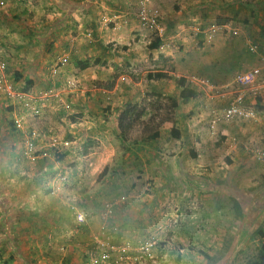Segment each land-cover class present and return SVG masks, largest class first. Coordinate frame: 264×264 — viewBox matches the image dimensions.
Masks as SVG:
<instances>
[{"label": "crops", "instance_id": "0c3cea01", "mask_svg": "<svg viewBox=\"0 0 264 264\" xmlns=\"http://www.w3.org/2000/svg\"><path fill=\"white\" fill-rule=\"evenodd\" d=\"M47 1L49 9L36 11L33 18L17 19L18 13L9 11L8 3L5 6L8 0H0L5 6L0 5V58L6 61L12 81L37 95L78 84L62 97L70 110L54 104L33 121L42 134L41 154L48 152L50 157H24L28 131L14 128L12 103L0 105V264H92L90 252L102 236V208L93 204L97 198L87 199L93 203L79 208L72 190L64 186L71 170L80 173L78 167H83L80 180L107 169L104 177L109 184L102 193L115 194L125 179L126 165L140 164L130 155L117 157L116 144L106 140L119 136L117 120L126 106L161 96L179 98L174 80L147 78L158 72L185 78L197 97L174 112L181 122L175 129L179 139L171 134L166 143L160 132L141 139L156 151L168 148L176 154L166 169L158 166L161 160L156 153L152 157L145 152L149 163L141 158L143 177L156 176L160 182L164 178V184L135 193L142 192L146 204L130 200V205L113 206L112 244L133 245V260L143 258L144 246L154 248L157 257L171 258L169 241L155 247L174 227L165 219L170 206L164 201L177 194L171 185L176 177L195 174L202 181L203 195L222 193L228 185L234 211L218 252L209 255L211 264H239L240 260L246 264L255 259L264 242V128L241 120L214 125L213 120L235 97V75L256 66L259 55H264V0H155L166 29L161 38L139 24L137 0ZM212 24L228 29L212 42L195 32ZM156 38L159 47L151 49ZM251 46H257L258 53L251 52ZM127 68L137 72L135 80L131 72H124ZM0 97L4 104L6 99ZM247 101L264 112V91ZM53 138L61 142L58 148L50 147ZM85 142L100 149L93 153L86 147L79 152ZM219 163L225 167L217 169ZM77 211L87 215L85 225L75 221Z\"/></svg>", "mask_w": 264, "mask_h": 264}, {"label": "rangeland", "instance_id": "374dc122", "mask_svg": "<svg viewBox=\"0 0 264 264\" xmlns=\"http://www.w3.org/2000/svg\"><path fill=\"white\" fill-rule=\"evenodd\" d=\"M138 1L139 0H137V2ZM154 1L155 0L150 1L152 5H154ZM7 3L8 5L6 6ZM47 3V0H8V2H5V6L7 9H9V11L18 13L15 17H17V19H21V15L24 17L33 18L36 11L42 12L43 10L49 9V6L46 5ZM131 71L132 70L129 71V68H127L124 72L129 75ZM136 75L137 72L135 74L131 72L129 76H132L135 80ZM75 84L77 88L78 84ZM15 86L20 91H23L24 89L21 86ZM1 100L3 99L0 97V105H2V107H5V105H10V102L7 99L3 102L4 104H2ZM55 106L56 105L54 104L51 105L52 108H55ZM140 106L147 108V115H145L142 121L139 122L136 127L128 133L127 137L125 139H122L120 138V136H116V134H114L113 140H106L108 144L114 146L116 144L117 147L115 146V154L117 157L120 156L121 158H124L130 155L131 161L133 158H137V160L140 159V164L137 163L133 165V162L131 163L130 160L128 161L131 164L126 165L127 171L124 173L125 179L123 178L124 180H121L119 189L115 191L116 193H111V195L106 194L105 192L102 193L104 189H107V185L109 184L106 182L107 178L104 177L105 169L98 176H93L92 179L85 178L80 180L79 175L81 171L83 172V167H78V171L80 173L77 174L75 171L71 170L70 180L68 181L67 185L64 186V189L70 188L72 190V193H74L75 197L73 198L75 199L73 201L79 208H84L86 204L91 205L93 203L91 201H87V199H92L95 201V199L97 198L96 202L98 203L93 204H99L98 207L100 209L102 208L101 212L99 213L102 226L104 224L102 216L107 205H111L112 207L116 205H130L128 204L130 200H138L139 203L146 204L148 202V199L144 196H141L142 192L138 195H136L135 193L141 188L154 189L161 187L164 184V178L160 182L156 180V176H147L146 174V176L143 177L144 172L141 168L145 167L144 162H142L141 158L146 159L145 152L148 154V156H152L156 153L159 157V160H161L160 163H157L158 166L162 168H164V166H167L166 169H168V167H171V165H169V162L173 160V155L176 154V152L174 153L172 152V150L169 151L168 148H165V151H163L162 149H158L159 151H156L151 145H149V143L141 142L142 138H150L151 135L155 134L156 132H160L163 135V140L167 143L169 138L171 137V130L179 128V124L181 123L180 117H176V115L174 114L170 106L169 98L161 96L155 100H144ZM127 107L128 106H126V108ZM49 108H46L45 111ZM44 115L45 114H43V116ZM42 117H39L37 119H41ZM70 118L71 117H69V119ZM176 118L179 120H177ZM209 118L211 119V117ZM176 120L178 122H176ZM33 121L30 122V125L27 126L24 132H27V130L31 128L39 131L37 128L33 127ZM41 141L42 140L38 141L40 151L41 148L39 143ZM88 143L89 142H85L84 144H81V148L78 149L79 152L84 151L86 147L89 149L92 148L93 153H96L100 149V145L96 144L95 147H93L90 144L89 146H87ZM139 145H145L143 146L145 149H139ZM175 147L178 148L177 144H175ZM76 153L78 154V152ZM146 162L149 163V160L146 159ZM224 163L226 164V162ZM225 164L219 163L216 164L215 167L219 169L221 167H225ZM65 165L71 167L73 163L66 162ZM115 167V164H113L112 168ZM154 171L157 172L158 169ZM72 173L77 176H73ZM160 174L162 175V177H164L165 175V173L163 172H160ZM198 176L199 175L195 176V174H189L182 179H178L176 177V181L171 185L172 187H175L174 190H177L176 193L178 195L175 194V196L171 197V199H165L164 201L167 206H170L169 210L167 211L168 216L165 219H168L169 223H171V225H173L174 227L168 229V231H172L166 232L162 237H160V239H162L160 240V242H157V240L155 241L157 242V245H155V247L159 249L160 243H164V240L169 241V244L167 246L168 251L172 252V257L168 259H164L163 256L157 257V252L152 254L154 248H151L150 246H144L143 252L145 254L143 255V258L139 257L135 261L131 257L133 256L131 255V253H133L135 250L133 245L130 244L131 250L129 252L121 253V255H119L118 253H113L110 264H201L203 262H205L206 264H211V262L203 255H201L200 252L203 251L208 255H213L215 251L218 252L225 231L230 230V221L234 215V211L229 196L226 193L222 192L216 195H203L202 189H204V187L201 186L202 181H200L201 179L199 180ZM109 190H111L110 186ZM85 191L88 193H85ZM92 195H94V197L90 198V196ZM201 234L204 235L203 238H199V235ZM165 248L166 247H162L161 249L165 250ZM227 252L228 250L223 253ZM182 253H187V255L182 256ZM120 257H122V260L120 259ZM127 257H131V259H127ZM244 262V260H240L239 264H244Z\"/></svg>", "mask_w": 264, "mask_h": 264}, {"label": "built area", "instance_id": "2783aa9c", "mask_svg": "<svg viewBox=\"0 0 264 264\" xmlns=\"http://www.w3.org/2000/svg\"><path fill=\"white\" fill-rule=\"evenodd\" d=\"M151 0H139L136 4V16L140 25L148 32L156 35V37H164L166 29L161 24L162 10L156 5H152ZM4 5L3 2L0 3ZM225 26L212 24L207 28H197L196 33L203 34L206 41L212 42L220 33L227 30ZM251 52L258 53L257 46H251ZM66 62V60L64 61ZM57 73V69L54 70ZM16 84L12 81L8 73V65L5 60L0 58V96L12 103L11 119L18 131L24 132L30 122L34 119L42 117L45 109L52 104H60L65 110H69L71 105L62 101V97L67 93L68 89L76 88L75 83L68 86L55 89L52 88L43 94H33L30 92L20 91L16 88ZM235 97L228 107L224 108L220 115H215L214 125L217 122H234L245 121L260 123L264 128V112L248 105L250 97L256 98L264 91V55H259L257 65L250 70L237 73L234 77L233 84ZM27 139L23 145L24 156L30 160L35 159L38 155L50 157L52 154L44 152L41 154L38 141L42 139V134L33 128L27 130ZM61 142L57 138L51 139L50 147L58 148ZM63 146H68L64 143ZM40 153V154H39ZM38 154V155H37ZM58 189V188H57ZM74 210V209H73ZM75 221L79 225L86 224V215L77 211ZM113 215V207L107 205L102 216L104 221L102 227V236L96 237L95 245L90 252V260L92 264H110L113 253H126L131 250L130 244L122 243L115 245L113 243V233L116 229H109V220ZM122 260V257H120ZM137 260V259H136ZM135 260V261H136Z\"/></svg>", "mask_w": 264, "mask_h": 264}, {"label": "trees", "instance_id": "16d2710c", "mask_svg": "<svg viewBox=\"0 0 264 264\" xmlns=\"http://www.w3.org/2000/svg\"><path fill=\"white\" fill-rule=\"evenodd\" d=\"M160 44V39L156 38L154 44H151L150 48L155 49L158 48ZM147 78L150 80H174L176 82L177 87L180 90L179 98H169L170 106L173 110V112L177 113L179 111V108L181 105L189 103L191 100L195 99L197 97V92L195 89L189 87L187 85V80L185 78H178L173 79L171 76H169L167 73H154V74H148ZM16 84V83H15ZM147 115V108L142 107L140 105H130L126 109H124L117 120V130L119 133L120 138L125 139L130 131H132L136 125L142 121V119ZM14 125V124H13ZM16 129V127L14 126ZM17 130V129H16ZM172 137L175 139L180 138V132L178 130L173 129L171 131ZM153 136H157V133H155ZM143 150V148H140ZM107 171L105 169L104 173ZM225 191L227 195H229V186L225 185ZM224 190V189H223ZM112 220L109 221V223ZM110 225V224H109ZM113 227V226H112ZM264 236V235H262ZM201 255H203L205 258H207L211 263L213 260L209 257V255L205 252H200ZM246 264H264V242L259 248L257 257L255 259L249 260L246 262Z\"/></svg>", "mask_w": 264, "mask_h": 264}]
</instances>
